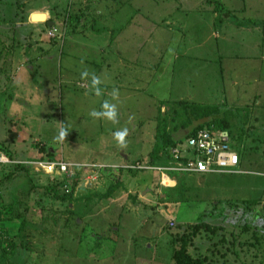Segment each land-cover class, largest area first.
<instances>
[{
    "label": "rangeland",
    "instance_id": "1",
    "mask_svg": "<svg viewBox=\"0 0 264 264\" xmlns=\"http://www.w3.org/2000/svg\"><path fill=\"white\" fill-rule=\"evenodd\" d=\"M217 1L223 9L247 6L243 14L233 12L237 22L264 21L262 0ZM215 6L207 0H0V148L13 160L72 166L70 177H50L24 164L0 165V178L8 174L0 208H11L1 212L7 219L0 229L8 235L2 243L0 230V264H174L178 237L198 222L220 230L193 238L191 256L205 257V264H264V109L256 107L264 104V34L240 31L230 39L234 28L222 32ZM48 22L62 42L48 37ZM194 35L206 37L205 51L170 63L184 53L178 39ZM122 55L140 59L136 101L117 102L116 124L94 120L89 111L110 99L104 89L116 84ZM159 57L165 70L150 72L145 64ZM85 66L101 75L102 96L91 97L80 76ZM155 73L162 85L149 90ZM182 80L187 88L174 89ZM185 91L189 98L178 96ZM184 106L219 108L233 124L231 146L245 159L246 173L168 171L176 184L164 187L159 172L122 166V152L129 164L169 165L145 160L161 125L174 132L186 121ZM61 127L68 131L63 140ZM124 127L129 135L121 149L113 133ZM239 130L248 137L244 149ZM56 183L59 197L45 191ZM71 188V198L62 200ZM109 188L108 197H97ZM10 240L16 248L3 254Z\"/></svg>",
    "mask_w": 264,
    "mask_h": 264
},
{
    "label": "built area",
    "instance_id": "2",
    "mask_svg": "<svg viewBox=\"0 0 264 264\" xmlns=\"http://www.w3.org/2000/svg\"><path fill=\"white\" fill-rule=\"evenodd\" d=\"M47 35L62 42V33L54 25L48 29ZM185 139V144L180 143L168 149L169 165L141 167L140 164H134L124 167L154 170L162 176L164 172L168 171L202 175L246 173L239 169V156L231 147L230 134L227 130L202 128L189 134ZM7 164H24L33 171L50 177H60V175L70 177L72 175L70 169L72 166L62 160L56 162L47 160L17 161L9 158L0 150V165Z\"/></svg>",
    "mask_w": 264,
    "mask_h": 264
},
{
    "label": "crops",
    "instance_id": "3",
    "mask_svg": "<svg viewBox=\"0 0 264 264\" xmlns=\"http://www.w3.org/2000/svg\"><path fill=\"white\" fill-rule=\"evenodd\" d=\"M242 1L243 0H241V2ZM262 3L264 4V1L263 0H262ZM247 10H249V9L247 8V6H245V4L243 2L240 5H237V6L230 5V6L227 7V9H224V13H222V17H223L222 32H225L226 33L227 31H230V27L234 28V31L233 32L230 31L231 32L230 39L231 38H234L235 36H238V34H239L240 31H246L247 36H249L251 38L253 37V34H255V35H263L264 34L263 33L264 25L263 26L260 25V24H263L264 21H259V20L250 21V20H247L246 22H244V21L243 22H237V21H235L233 19V17H232L233 12L234 13H237V11H239L241 14H243V13L247 12ZM216 15H217V13H216ZM214 16H215V14H214ZM29 17H30V15L28 13V20H27L28 23L30 22ZM34 23H36V22H34ZM37 23H39V22H37ZM246 23L248 25H246ZM43 24H44V22H43ZM183 37L184 38L178 39L179 40L178 41L179 42L178 44H179V49H180V43L182 42V44H183L182 49H183L184 53H182L181 56L180 55H174V56L170 57L169 58V62L170 63L172 61H175L176 60L175 58H177V57H182V56L186 57V56H188V52L191 53V52L194 51V53H197V52H202L203 53L205 51V41H206V37H204L203 35H199V36L194 35L193 37H186V36H183ZM29 40H32V39L30 38ZM167 41L168 42L169 41L171 42V40H169V39ZM34 44H36V43H34ZM258 49H260V47ZM175 50H178V46L175 47ZM118 58H119L118 60L120 61V67L118 69V79H117V82H116V84L112 83V85L107 84V86H105V89L104 90H107L106 91V94L111 99V96H110V92L109 91H112L113 88H117V89H119V101H122L123 102V101H126V100H131L130 103L132 105H134L133 101H136V99H134V97L136 96L135 93L138 91L137 89H140L139 88V85L141 84V81H142V78L139 75L141 69L138 67V64H139L138 62L140 61V59H137L136 57L135 58L134 57L126 58L124 55H122L121 57L119 56ZM164 61H165V59H163L162 57H159V58H157L153 62H149V63L147 62L148 64L146 63L145 65H148V70L150 72H152V71L155 72L154 69L157 68V67L158 68L162 67L163 69H160V70H165V67L167 66V64H165ZM126 62H129L131 64H128ZM132 65H135V68H133ZM160 75H162V74L155 73L154 76H152V78H151L152 80H150V81L147 82V83H149V85H148V88H150L149 90H152V89L153 90H156L160 85H162L161 83H162L163 79L160 78ZM63 78H64V80H66V77H63ZM168 82H170V77H169L168 80H166V83H168ZM185 83H187L185 80L180 81L174 87V89H178L179 86H180V84L182 85L180 88H183L185 86L184 85ZM198 85L199 84L197 83V86ZM186 86H187V84H186ZM86 88L87 87H84V88H81V89H86ZM166 90H168V88ZM89 93H92V92L89 90ZM178 96H180L181 98H189L190 97L188 95V93H186V91L182 95H178ZM91 97H97V96H95L92 93ZM132 99H134V100H132ZM256 107H262L264 109V104L257 103ZM262 113H264V112H262ZM243 131L244 130H239L238 131V135H237V138H240L241 137L240 146L242 147V149L245 148L246 141L248 140V137L247 136H244V134L242 133ZM174 133L175 132H173V134ZM240 133H242L243 135H240ZM151 150L152 149H150V151ZM2 152H4V151H2ZM149 152H148V154H149ZM124 153L125 152H122V160H124L121 163L122 166H130V165H134V164H140V162H138V163L135 162L133 164L126 163V162H128V160H127L128 159V155H126ZM5 154H7V153H5ZM237 154L239 156V169H240L243 165H246V161L243 158V156L240 155V153H237ZM145 162L149 163V160H145ZM146 165H148V164H146ZM95 173H94V175H95ZM196 175L201 176V177L202 176H205V174L204 175H202V174H196ZM206 175H211V174H206ZM229 175H234V174H229ZM90 179H91V177H87V179H86V185H89L90 186V184H89L90 183ZM160 184L162 186H164V187H174L175 184H176V181L173 180V179H170L168 176L163 175L162 180L160 181Z\"/></svg>",
    "mask_w": 264,
    "mask_h": 264
},
{
    "label": "trees",
    "instance_id": "4",
    "mask_svg": "<svg viewBox=\"0 0 264 264\" xmlns=\"http://www.w3.org/2000/svg\"><path fill=\"white\" fill-rule=\"evenodd\" d=\"M207 1L210 4L216 5L215 10L217 12L224 13L223 5L221 2H219L217 0H207ZM69 18H70V20H73V19H77V16L69 15L68 20H69ZM183 109L186 112L185 113L186 121L179 124L178 128L175 127L176 130L174 129L175 130L174 132H176L178 129H184V128H187V127L195 124V128L191 131V133L197 131L198 129H202V128L213 129V130L224 129V130H227L229 132L230 141H231V143L233 142V136L231 134L232 133L231 128L233 127V124L228 122L227 119H224L223 117L220 116V112L218 111V109H219L218 107H215V106H212V107H208V106H191V107L184 106ZM172 134H173V132H167L165 125H161L158 128L157 135H156V143L153 146L152 150L148 154L149 155L148 156L149 157V164L158 165L157 163H159V162H164V161L168 162L169 161V155H167V149H169L170 147L177 146L178 144L182 143V140L174 141L172 138ZM239 144H240V142H239ZM0 150L3 151L2 148H0ZM9 158H11L10 155H9ZM13 167L15 169L16 168L21 169V167L18 165H14ZM13 172H14V170H12L10 172V174ZM7 175H3L0 178V184H1L2 180H4V178L6 179L8 177ZM59 184L60 183H56V184L51 185V186L49 185L48 187L45 188V191L46 192L52 191L54 196L59 197L58 192L56 190L57 187H60ZM110 188L103 194H97V197L100 199L108 197L111 190H112ZM72 192H73L72 188H71V191L69 193H64L62 191V195L60 198L62 200H68L71 198ZM1 212L3 214L10 213L11 212L10 206H6V207L2 206L0 208V221L1 220L5 221L7 218L5 216H1ZM217 230H220V228L218 226L210 225V224H207L204 222H198L196 224L188 225L187 228L183 229L182 233L178 237L179 247L173 253V256H172L174 264H205L207 262L205 257L191 256L188 253L187 248L192 244L193 238H195L201 232L214 233V232H217ZM1 231H2L1 233H3L1 236L4 238L2 240V243H4L6 240L5 237L7 238L8 234H7V230H1ZM10 242L11 243H8L5 247L2 248V250L4 251L3 254H5V252L10 253V252H13L15 250L16 246L14 245V242L12 240H10ZM3 264H10V263L4 262Z\"/></svg>",
    "mask_w": 264,
    "mask_h": 264
},
{
    "label": "clouds",
    "instance_id": "5",
    "mask_svg": "<svg viewBox=\"0 0 264 264\" xmlns=\"http://www.w3.org/2000/svg\"><path fill=\"white\" fill-rule=\"evenodd\" d=\"M83 63V62H82ZM81 79L89 82V90L97 97L103 95V92L100 88L101 83L103 82L101 75H97L94 70H89L86 66L80 72ZM111 99H104L100 108H92L89 111V116L94 120H105L113 124L118 123L119 109V89L113 88L110 93ZM117 101V102H114ZM59 138L61 140L66 139L68 136V131L66 127H61L59 129ZM129 135V129L127 127L116 130L113 133V138L116 141V145L119 148H125L127 146L126 138Z\"/></svg>",
    "mask_w": 264,
    "mask_h": 264
},
{
    "label": "water",
    "instance_id": "6",
    "mask_svg": "<svg viewBox=\"0 0 264 264\" xmlns=\"http://www.w3.org/2000/svg\"><path fill=\"white\" fill-rule=\"evenodd\" d=\"M53 25V22H48V27H51ZM195 128V124L184 128V129H179L177 130L173 135L172 138L174 141H179V140H183L185 137H187L191 131ZM89 187V185H88Z\"/></svg>",
    "mask_w": 264,
    "mask_h": 264
}]
</instances>
